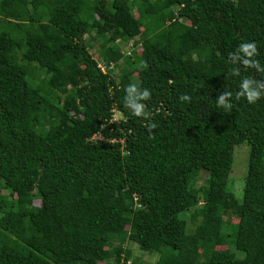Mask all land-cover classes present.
Listing matches in <instances>:
<instances>
[{
    "label": "trees",
    "instance_id": "16d2710c",
    "mask_svg": "<svg viewBox=\"0 0 264 264\" xmlns=\"http://www.w3.org/2000/svg\"><path fill=\"white\" fill-rule=\"evenodd\" d=\"M244 42L264 67V0H0V264H135L127 244L154 264H264V98L236 99L264 72L229 58ZM244 142L239 201L219 157Z\"/></svg>",
    "mask_w": 264,
    "mask_h": 264
},
{
    "label": "rangeland",
    "instance_id": "374dc122",
    "mask_svg": "<svg viewBox=\"0 0 264 264\" xmlns=\"http://www.w3.org/2000/svg\"><path fill=\"white\" fill-rule=\"evenodd\" d=\"M98 43L99 41L95 43H91L92 48H90V53L93 55L95 59H97L101 68L104 69L105 68L104 65L100 62L98 58V50H99ZM133 50L139 53V48L136 49L135 47H132V45L130 44L124 45L122 47V51L124 55H128ZM121 66L123 65L121 64ZM64 70H68V68L64 67ZM114 71H115L114 72L115 74L118 73L117 70H114ZM120 117L121 115L118 112L114 113L115 120L120 119ZM248 150L249 149H248V145L246 142L240 145L234 146V147L229 145L227 149L225 150V152H223L219 157V159H222V160H229V161L231 160V172H230L229 179H228L227 191L239 201L242 200L243 190H244V185H245L244 183H245V178L247 174ZM202 172L203 171H201L200 173ZM206 177L207 175L205 173H202L198 181L195 184V188H200L204 186ZM35 204L38 205V202H35ZM189 215L190 213L187 214V216ZM224 221L225 222L229 221V223H236L237 219L230 218V216L225 215ZM187 224H188L189 229H193V226L195 225V223L191 221L190 217H188L187 219ZM224 224H225L224 227L227 228L228 225L226 223ZM222 231L227 235H231L232 233L230 228H227V229L222 228ZM126 248L130 251L131 260L135 264H154L157 260V256L155 254L145 253L139 250V248L136 245L127 244ZM229 248H230L229 250H231V253L234 254L236 258H242L243 254L237 251L234 245H232L230 242H229ZM219 250L223 253H226L229 251L228 248L226 247H220Z\"/></svg>",
    "mask_w": 264,
    "mask_h": 264
},
{
    "label": "clouds",
    "instance_id": "9594fccd",
    "mask_svg": "<svg viewBox=\"0 0 264 264\" xmlns=\"http://www.w3.org/2000/svg\"><path fill=\"white\" fill-rule=\"evenodd\" d=\"M238 51L241 54L240 57L234 56L232 53L229 54V58L235 62L236 59L242 58V63L248 68H253L257 72H264V67L260 66L259 60L255 59L258 55L257 45L255 42H244L238 47ZM239 69L233 68V75L239 76ZM126 107L130 109L132 116L140 118H147L149 113L146 111V105L143 102L147 101L151 97V92L147 88H138L136 84H129L126 88ZM233 93L231 91H223L216 100V106L223 108L226 111H230L233 108L232 101ZM243 97L249 104H256L257 101L264 98V82L257 81L250 78H243L240 85L239 91L236 93V99ZM181 101L188 102L191 100L189 95H181ZM155 124H150L149 130L155 128Z\"/></svg>",
    "mask_w": 264,
    "mask_h": 264
},
{
    "label": "built area",
    "instance_id": "2783aa9c",
    "mask_svg": "<svg viewBox=\"0 0 264 264\" xmlns=\"http://www.w3.org/2000/svg\"><path fill=\"white\" fill-rule=\"evenodd\" d=\"M103 70V69H102ZM95 140H101V137L99 135L94 136Z\"/></svg>",
    "mask_w": 264,
    "mask_h": 264
}]
</instances>
